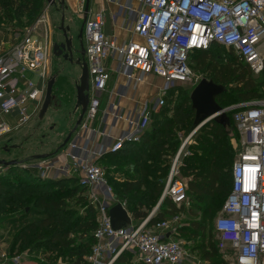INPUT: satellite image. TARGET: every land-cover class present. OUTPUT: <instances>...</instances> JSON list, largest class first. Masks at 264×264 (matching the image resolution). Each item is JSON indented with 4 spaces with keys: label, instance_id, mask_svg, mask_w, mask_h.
Wrapping results in <instances>:
<instances>
[{
    "label": "built area",
    "instance_id": "obj_1",
    "mask_svg": "<svg viewBox=\"0 0 264 264\" xmlns=\"http://www.w3.org/2000/svg\"><path fill=\"white\" fill-rule=\"evenodd\" d=\"M89 1L73 0L74 14L83 18L85 8L86 14L89 13ZM135 1L136 9L129 6L123 9L131 18V34L139 41L116 46L105 35L102 3L90 19L83 20L81 39L90 95L85 115L77 131L51 158L20 166L30 167L46 179L57 165L58 175L76 179L84 189L83 196L95 214L96 224L91 246L83 257L84 264H117L123 255L129 257L124 264H199L173 238L169 228L171 219L150 225L162 201H169L177 209L188 206L186 187L177 178L185 143L170 163L155 208L144 219L133 222L130 218L128 224L118 229H112L108 210L114 205L125 210V203L114 196L97 160L120 151L124 144L138 143L149 128L152 113L164 105V95L171 88L196 85L188 65L192 52L207 50L216 44L230 49L252 75L261 74L264 71V0ZM118 9L122 10L120 6ZM39 24H45L43 16L24 31L20 41L14 40L7 46L0 41V115L16 112L17 118L13 128L0 124V136L26 124L41 106L47 79V51L34 35ZM108 60L117 62V72L133 87L148 75L163 82L159 96L144 103L138 112L125 115L109 104L113 120L124 125L114 138L93 127L99 112L95 95L106 92L109 80ZM26 73L36 80L25 78ZM20 80H24L23 87H18ZM229 109L225 113L233 111L231 121L243 149L231 164L229 193L213 222L216 248L229 254V264H264V101ZM19 260L13 254L5 262L20 264Z\"/></svg>",
    "mask_w": 264,
    "mask_h": 264
},
{
    "label": "rangeland",
    "instance_id": "obj_2",
    "mask_svg": "<svg viewBox=\"0 0 264 264\" xmlns=\"http://www.w3.org/2000/svg\"><path fill=\"white\" fill-rule=\"evenodd\" d=\"M40 10L36 13V17L32 20L28 19V13H19L16 17H4L0 13V41L4 45H11L14 40L20 41L23 33L26 29L32 28L35 25L37 19L41 16L45 19V24H39L36 26L35 37L42 45L46 48V65H47V78L58 77L59 81H63L62 91H57L60 95H56L54 98V104L48 108L44 118L39 122V127L35 131L30 132L31 137L28 140L20 143V150L17 152L11 149V146L16 144L14 141H7L5 137L0 138V159H19L23 158L25 163H31L32 157H26V155H32L35 152H42L44 148V142L47 141L52 144L57 141V145L60 138L63 135H67L68 132L73 128L75 121L78 118L79 109L74 108L75 106V92H74V82H77L79 77L78 69L73 65H68L60 57H55L51 52V45L53 43H59L61 41L60 34L57 32L59 26V21L61 19V12L58 11V5H48L45 0H39ZM33 6V3L31 4ZM65 7V5L63 4ZM63 27H69V36H76L77 31L82 28L81 19L76 16L73 10L69 11L64 8L62 11ZM210 53L220 63L226 62H239L235 57L234 53H230L229 50L224 48L211 46L209 49ZM196 57L193 56L189 65L192 71L193 80L197 84L202 80L208 79V74L199 68H196ZM256 83L259 81H264L263 77L253 76ZM59 82V83H60ZM62 84V83H61ZM144 85V86H143ZM141 85L142 89L138 98L143 100L145 98L151 100L159 96L158 87L161 86L160 82L147 81L145 84ZM257 91L260 94L259 97L247 101L235 104H227L222 102L221 106L223 109L231 108L239 104L257 105L264 101V83L258 85ZM194 86H179L173 87L171 91L164 95V106L157 117L154 118L153 122L149 126V131L153 128L154 122L162 120H169V115L171 111L182 109V114L187 113V108L189 105V95ZM226 90L230 92L232 89L228 86ZM53 95V92H52ZM55 104L57 106H55ZM190 109V108H189ZM193 114L189 116L186 123L192 121ZM36 124V123H35ZM34 124V125H35ZM207 124L203 125L204 127ZM36 126V125H35ZM201 126L197 129H187L182 130L180 128L171 129L169 143L166 144L163 150H157L159 147V141L152 142L148 145L138 143L126 146L118 153H113V155H104L101 157L97 164L104 168L106 172V178L112 184L114 192L119 195L120 190L124 183L146 184L150 182L152 176H146L145 174L152 170L162 169L161 174L158 175L156 182L160 187V191L155 194L152 199L145 205L143 209L147 214L150 213L152 209L155 208L159 197L161 195L162 189L164 187L169 166L174 158L175 154L178 152L180 146L185 143L184 150L181 153V158L178 167L179 180L184 182L187 192V182L189 178L182 175V171L186 168H194L193 173H199V169H205L208 166L211 167L217 162H219L220 157H227L231 160V163L237 158L238 154L242 151V146L240 144V136L237 132L234 124L229 121L227 126L223 129V134L220 137L218 143L215 146L208 147L206 144L202 143V137L204 138L206 133H211ZM76 128L75 131H77ZM156 132H161L158 127H155ZM68 131V132H67ZM61 134V136H60ZM72 135V134H71ZM204 140V139H203ZM49 141V142H48ZM221 142V145H219ZM18 143V142H17ZM61 143V142H60ZM58 147V146H57ZM59 150V148H57ZM56 150V151H57ZM225 152L223 155L222 153ZM56 153V152H55ZM53 155V154H52ZM52 155H49L50 157ZM189 161V162H188ZM168 166V168H167ZM17 167V166H16ZM146 167L148 170H146ZM151 167V168H150ZM19 168V167H17ZM183 169V170H182ZM4 169L0 167V173ZM146 170V171H145ZM19 179H10V186L0 187L2 192L12 194L17 192L18 194H26L28 197L25 202V210L22 213L13 214L11 212H6V205L0 210V256L4 254V257H0V264H7L5 259L8 256L16 254L19 256L20 264H69V258L65 253H62V249H57V252H48L41 246H36L33 249L26 248L22 250V245L17 242L14 243V237L16 232H18L23 227L30 223H36V221L41 220L44 217V210L40 207L34 206L32 203L33 198L41 196L43 194H59L64 190L76 189L81 187L79 182L74 179V182H69V178L61 179L57 187H49L48 184L39 176V172H29L24 171V169L19 168ZM222 176L225 180L221 182L222 186L226 189L228 188V178H229V166L227 169H220ZM145 175V176H144ZM12 178H16L12 175ZM16 180V181H13ZM18 182V183H17ZM155 182V181H154ZM155 182V183H156ZM6 183V182H5ZM21 186L17 191H12V187ZM117 198H120V195ZM138 197L144 196L141 191ZM187 199H189L186 194ZM137 199V197H136ZM225 196L220 197V194H215L210 199L211 208H215V211L209 212V217L203 221L202 215L199 213V209L195 208L194 202L188 200V206L182 207L183 209L180 213L171 214V216H166V220H170V231H172L173 238L182 246L186 251L189 252L191 258H194L193 262H199V264H205L204 261L200 259L201 245L202 243L196 238L193 240L186 234V229L190 226L191 222H199L204 224V229L207 235L211 236V239L216 242V234L213 232V222L220 211L222 204L224 202ZM128 211L135 208L134 200H123L121 199ZM161 205V204H160ZM166 202L163 203L161 207H157L155 212L158 210H163L165 208ZM5 207V208H4ZM85 204L78 203L76 197H72L63 202L62 214L65 219H63L62 229H69V240L74 241V245L81 242L79 239L78 225L81 224L82 220L88 219V214L84 211ZM3 210V212H2ZM188 210L191 214L197 213L196 218H192L188 215ZM193 212V213H192ZM174 219V220H173ZM49 232L43 233V239L47 238ZM215 262L217 264H229V254L227 252H218Z\"/></svg>",
    "mask_w": 264,
    "mask_h": 264
},
{
    "label": "trees",
    "instance_id": "obj_3",
    "mask_svg": "<svg viewBox=\"0 0 264 264\" xmlns=\"http://www.w3.org/2000/svg\"><path fill=\"white\" fill-rule=\"evenodd\" d=\"M33 3V6L31 5ZM40 10L39 0H0V13L4 15V17L8 18L11 16L16 17L19 13H28V19L32 20L36 17V13ZM211 46L220 47L219 45L212 44ZM210 46V47H211ZM202 50V51H194L188 56V65L191 61V57L195 56L196 68L201 69L202 71L207 72L208 79L207 81L211 82L212 84L221 86L223 92L215 98L216 105L223 109L221 103L227 104H235V103H242L253 100L259 97V93L257 91L256 86H260L264 83V81H259L258 83L255 82L253 79L252 73L250 72L248 66L241 62H226L220 63L213 54L210 53L209 49ZM223 48V47H222ZM225 49V48H224ZM230 53H233L230 49ZM236 57V56H235ZM238 60V59H237ZM190 67V65H189ZM264 71L258 75V77H263ZM205 80V79H204ZM230 87L232 90L228 92L226 87ZM172 89V88H171ZM171 89L167 92L171 91ZM165 101V100H164ZM165 104V102H164ZM190 105V104H189ZM164 106V105H163ZM162 106V107H163ZM162 107L159 109L162 110ZM190 108V107H189ZM187 108V113H181L182 109L179 108L177 110L171 111L169 116V120L163 121L159 120L154 122L153 128L151 131L149 129L140 137L138 143L142 144H150L153 141H159V147L157 150H163L166 144L169 143L170 139V132L171 129L180 128L182 130L193 129V119L186 123V120L189 116L193 114L191 109ZM233 111L225 113L227 118V124L231 121V114ZM194 118V114H193ZM232 122V121H231ZM207 125L204 127L207 131L211 133H206L205 137H202V143L206 144L208 147L215 146V143H218L220 137L223 134V129L227 126H220L217 123L210 121L206 123ZM155 127H158L161 132H156ZM204 139V140H203ZM136 143V144H138ZM131 144H124V149L126 146ZM133 145V144H132ZM221 145V142L220 144ZM121 149V150H122ZM120 150V151H121ZM118 151V152H120ZM116 152V153H118ZM225 152L222 153V155ZM115 154V153H114ZM226 154V153H225ZM113 155V154H108ZM220 161L214 164L211 167H207L205 169H199V173H193L192 168H186L182 171V175L189 178L187 182V192L189 201H193L195 208L199 209V213L203 217V221L209 217V212L215 211V208H211L210 206V199L215 194H220V197L226 198L229 193L230 188V167H231V160H228L227 157L221 156ZM98 161V160H97ZM189 162V161H188ZM229 166V178H228V188L226 189L222 186L221 182L225 180V177L222 176L220 169H227ZM101 167V166H100ZM102 168V167H101ZM151 168V167H150ZM168 168V166H167ZM4 170L0 173V187L3 188L6 185L10 186V179H19L20 171L15 165L3 168ZM104 170V168H102ZM146 170L148 168L146 167ZM145 170V171H146ZM183 170V169H182ZM163 170L157 169L152 170L146 173V176H152L150 182H147L143 185V183L132 184V183H124L120 190V198L118 199L114 192L112 184L106 178V172L104 170L105 178L108 185L112 188L114 196L121 201L123 200H134L135 208L130 213V218L133 222H138L144 219L147 216V213L143 209V205L147 204L152 197L160 191V187L158 186L156 179L157 173L158 175L161 174ZM20 172V173H19ZM12 175H15L16 178H12ZM144 175V176H145ZM65 179V178H61ZM61 179H43L48 184L49 187H57ZM66 180V179H65ZM69 182H74V179H67ZM16 181V180H13ZM156 183H155V182ZM6 182V183H5ZM18 183V182H17ZM18 186V185H16ZM21 189V186L12 187V191H17ZM79 190L70 189L64 190L59 194H43L41 196L35 197L32 200L34 206L40 207L44 210V217L41 220L36 221V223L27 224V226L20 229L16 232L14 239V243L19 242L22 245V250L29 248L33 249L36 246L43 247L46 251L52 253L57 252V249H62V253H65L69 258V264H84L83 257L89 251V248L92 243V232L94 231L96 224H95V214L92 208L87 204L84 194V189L82 187H78ZM144 193V196L138 197L141 193ZM118 195V194H117ZM118 195V196H119ZM29 196L26 194H18L17 192H13L12 194H8L2 192L0 190V208L6 205L7 208L6 212H11L13 214L22 213L25 210V202L27 201ZM72 197H76V201L78 203H84L85 213L88 214V219L82 220L81 224L78 225V234L79 239L81 242L74 245L73 240H69V229L65 228L62 229L61 225H63V219H65L62 214V205L63 202L71 199ZM137 197V199H136ZM225 200V199H224ZM166 202L165 208L163 210H158L155 215L152 217L150 221V225L159 222L165 221L167 218L166 216H171V214L180 213L183 208L177 209L174 205H172L169 201L164 200L162 201L158 207H161L163 203ZM0 209V210H1ZM3 212V210H2ZM193 213V212H192ZM197 214V213H196ZM196 214H191L188 210V215L191 216L193 219L196 218ZM213 229V228H212ZM49 232L47 238L43 239V233ZM214 232V230H213ZM186 234L190 236L193 240L196 238L200 242L205 241L206 243L201 245L200 251V259L205 262V264H217L215 262L217 256V248L216 242L211 239V236L207 235V232L204 229V224L199 222H191L190 226L186 229ZM215 234V233H214ZM174 235V234H172ZM129 261L128 256H121L118 259L117 264H124Z\"/></svg>",
    "mask_w": 264,
    "mask_h": 264
},
{
    "label": "crops",
    "instance_id": "obj_4",
    "mask_svg": "<svg viewBox=\"0 0 264 264\" xmlns=\"http://www.w3.org/2000/svg\"><path fill=\"white\" fill-rule=\"evenodd\" d=\"M99 3L100 4L102 3L103 8L105 10L103 32L105 33L107 37H109L114 42L116 46H122L126 44L128 41H139L137 38L132 36L131 31H130L131 18L128 15V13L125 12V10L123 9V7L125 6H129L131 9H136L137 3L135 0H111V2H107V0H90L89 5H88L89 13L85 15V19H90L92 17V13L97 10ZM63 4L65 5V7L64 6L63 7L66 10H69V11L73 10V0H63ZM119 6L122 8V10L118 9ZM79 19H81V23H82L83 19L82 18H79ZM106 67H107V71L109 74V80L106 86V92L95 95L96 98L99 100V112H98L97 118L94 120L93 127L96 130L100 132H105L110 137L114 138V137H117L120 131L124 129V125L122 124L121 121L113 120L111 114L109 113V104H112L115 108L119 110V112L125 115H127V113L132 114V112L134 113L138 112V110L141 109L144 103H149L155 99L154 98V99L149 100L145 98L143 100H140L138 96L140 95V91L142 89L141 85L145 84L147 81L160 82L161 86L158 87V92H160V90L163 87V82L159 78L148 75V76H144L142 78V81L133 87L132 85L128 84L126 79L117 72L118 67H117V62L115 60H108L106 62ZM31 77H32V74L30 73L25 74V78L30 79ZM53 78H54V83H53L52 90H51L52 98H51L48 108L51 106L52 103L54 104L55 96L60 95V93L58 94L57 91L58 92L62 91L63 81L60 82L58 77H53ZM34 80H36V78H34ZM47 80L48 78L44 81L45 82L44 90H45ZM23 86H24V80H20L18 87H23ZM38 87H41V82H38ZM52 92H53V95H52ZM55 106L57 105L55 104ZM39 110L37 114L33 115L26 124L20 126L17 129H13V130L11 129V132L3 136H0V138L5 137L7 141L16 142V144L11 146V149L18 152L20 150V143L28 140V138L31 137L30 132L35 131L36 128L39 127V122L44 118L47 112L46 110L43 117L39 119L38 117ZM27 111H28V114L29 113L31 114V106L27 107ZM158 115H159V111L152 113L150 124L153 122L154 118L157 117ZM16 119H17L16 112H13L10 115H0V124L3 123V124L8 125L10 128H13L15 125ZM80 134L82 135L81 132ZM65 137L66 136L63 135V137L60 138L58 145H57V141L55 143L53 142L52 144L49 141H48L49 144L47 143V141H45L42 152L40 153L35 152L29 156L26 155L25 158L32 157V160H34L33 159L34 156L56 154L55 152L58 151L57 148H60ZM21 159L22 160H19L16 158L15 159H1V160H4V161L14 160L18 162V164L15 166L23 169L20 165L25 164L26 166H28L29 164L25 163L23 161L24 160L23 158ZM30 169L32 168L27 167V168H24V171L29 172ZM56 170H57V165H55L54 169L49 172L47 179L68 178V177H65L64 175L63 176L58 175L57 174L58 172ZM31 172H33V170ZM125 212L130 222V213L127 211L126 206H125ZM119 223L121 222L119 221L118 224ZM128 223H122V224L125 225Z\"/></svg>",
    "mask_w": 264,
    "mask_h": 264
},
{
    "label": "water",
    "instance_id": "obj_5",
    "mask_svg": "<svg viewBox=\"0 0 264 264\" xmlns=\"http://www.w3.org/2000/svg\"><path fill=\"white\" fill-rule=\"evenodd\" d=\"M48 5H58V11L61 12V19L59 21V26L57 32L60 34L61 41L59 43H53L51 45V52L55 57H60L63 62L68 65H73L78 69L79 77L77 82H74V92H75V110L79 109L78 118L74 123L73 128L68 132L64 138L60 147L64 146L65 143L70 138L71 134L76 130L82 121L89 99V86H88V74L86 63L83 59V49L81 40V29H79L76 36H69V27H63L62 11L63 0H45ZM86 8L84 10L83 20L85 19ZM83 22V21H82ZM54 83V78L51 77L47 80L43 100L38 113L39 119L45 114L50 101H51V90ZM223 92L221 86L212 84L207 80H202L197 83L192 89L189 95L190 109L193 111V129H197L206 123L213 121L220 126L227 125V118L225 112L227 109L219 108L215 103V98ZM229 109V108H228ZM230 110V109H229ZM49 155H39L34 156L33 159H45ZM18 162L4 161L0 159V167L7 168L13 165H17ZM108 215L111 223L112 229H118L123 226L122 223H128L129 218L124 209L120 205H114L108 210ZM121 222L118 224V222Z\"/></svg>",
    "mask_w": 264,
    "mask_h": 264
},
{
    "label": "flooded vegetation",
    "instance_id": "obj_6",
    "mask_svg": "<svg viewBox=\"0 0 264 264\" xmlns=\"http://www.w3.org/2000/svg\"><path fill=\"white\" fill-rule=\"evenodd\" d=\"M82 40V39H81ZM82 49H83V59H84V47H83V42H82ZM63 147V146H62ZM62 147H60V148H62ZM59 148V149H60Z\"/></svg>",
    "mask_w": 264,
    "mask_h": 264
}]
</instances>
